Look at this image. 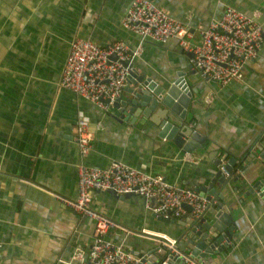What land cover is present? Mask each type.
<instances>
[{"label":"crops","instance_id":"1","mask_svg":"<svg viewBox=\"0 0 264 264\" xmlns=\"http://www.w3.org/2000/svg\"><path fill=\"white\" fill-rule=\"evenodd\" d=\"M130 1L0 0V264H78L72 255L76 249L86 251L93 221L80 217L59 197H75L76 166L81 161L98 168L120 161L160 174L175 186L195 187L206 186L214 177L218 157L224 163L235 158L229 171L236 180L229 182L223 197L231 210L233 234L221 252L201 260L264 264V200L249 191L264 178V164L259 159L249 164L240 160L264 128V41L257 56L244 64L242 80L220 85L189 67L174 39L157 43L125 30L121 18ZM151 1L186 24L194 43L198 26L217 20L225 6L255 12L264 31V0ZM75 36L100 46L118 40L138 50L131 61L134 78L127 77L120 100L131 98L138 76L154 89L167 86L178 72L189 74L184 76L191 90L185 132H195L202 144L184 152L171 135L161 134L148 120H118L112 104L102 110L59 87ZM78 118H85L92 130L89 152L82 159L73 140ZM213 187L218 189V184ZM91 203L115 222L107 236L132 252L153 246V240L136 233L179 240L188 218L183 215L174 223L157 220L138 196L99 192ZM125 230L136 233L125 235Z\"/></svg>","mask_w":264,"mask_h":264},{"label":"built area","instance_id":"2","mask_svg":"<svg viewBox=\"0 0 264 264\" xmlns=\"http://www.w3.org/2000/svg\"><path fill=\"white\" fill-rule=\"evenodd\" d=\"M121 25L125 30L157 43L174 39L176 45L188 54L190 67L201 78L220 85L232 79L242 80L244 64L257 56L264 41V31L255 12L246 13L232 6H225L217 20H210L205 27L198 26L197 43L192 41L186 24L171 17L151 0H131L121 18ZM137 52L122 41L100 46L88 38L75 36L69 44L57 85L106 110L120 95ZM91 139L88 121L78 118L73 140L81 159L89 152ZM188 158L186 154L185 159ZM217 159V168L223 177H231L223 159ZM108 191L115 195L132 193L144 198V207L156 219H177L183 215L196 219L209 203L194 187L175 186L160 174L145 173L120 161H111L104 168L81 161L76 166L75 197H59L80 217L93 221L92 239L86 251L76 249L72 255L78 264H147L153 262L150 260L153 253L160 254L156 264H204L203 260L182 253L176 247L178 240L164 234L125 230V235L136 233L153 240L150 249L139 252H132L121 243L112 241L107 233L115 222L91 203L94 193ZM150 198H154V205L150 204Z\"/></svg>","mask_w":264,"mask_h":264},{"label":"water","instance_id":"3","mask_svg":"<svg viewBox=\"0 0 264 264\" xmlns=\"http://www.w3.org/2000/svg\"><path fill=\"white\" fill-rule=\"evenodd\" d=\"M186 55L188 56V54ZM188 65L190 67V64ZM185 74L178 72L176 78L167 86L159 85L154 89L147 81L142 80L141 76H138L131 98L123 101L118 96L112 103L113 107L118 110V120L127 121L128 117H130V122L136 118L142 121L148 120L157 126L161 134L166 135V137L171 135L176 145L181 147L184 152L192 150L193 146L202 144L203 139L198 138L195 132L190 129L188 133L185 132L184 114L191 95V90L184 78ZM133 75V72L129 71L128 76L134 78ZM252 150H255L256 154ZM244 151L240 158L241 161L245 159L249 164L254 159H259L264 164V128L258 133L255 142L247 146ZM214 163L218 164L219 160H215ZM234 163L235 158L231 157L226 161L224 167L229 170ZM231 180L235 181L236 177L224 178L221 172L217 170L206 186L196 185L194 187L200 195L205 194L209 203L198 218L191 219L188 217L184 219L182 224L184 228L179 235L180 239L176 246L182 253H187L190 257L200 261L202 258L205 259L206 254L221 252L229 244L233 234V221L231 210L224 204L223 197L227 193V188L230 189L229 182ZM214 182L218 184V189L213 187ZM250 189V192L255 191L264 200V178L256 181ZM108 192L115 195L113 191ZM118 196L121 198L135 195L127 193ZM141 199L144 202V198ZM150 204L154 205V198H150ZM157 220L171 223L176 221L175 219ZM159 255L151 254L150 260L153 262H147V264H156Z\"/></svg>","mask_w":264,"mask_h":264},{"label":"rangeland","instance_id":"4","mask_svg":"<svg viewBox=\"0 0 264 264\" xmlns=\"http://www.w3.org/2000/svg\"><path fill=\"white\" fill-rule=\"evenodd\" d=\"M143 245H144V243L142 242V246H143ZM142 246H141V247H142Z\"/></svg>","mask_w":264,"mask_h":264}]
</instances>
